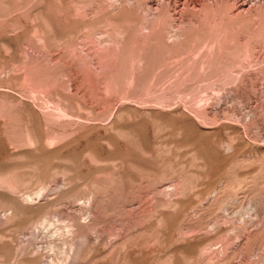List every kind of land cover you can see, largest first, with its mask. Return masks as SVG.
<instances>
[{
	"label": "rangeland",
	"instance_id": "1",
	"mask_svg": "<svg viewBox=\"0 0 264 264\" xmlns=\"http://www.w3.org/2000/svg\"><path fill=\"white\" fill-rule=\"evenodd\" d=\"M0 172V206L49 187L26 220L98 191L77 264H262L264 0H0Z\"/></svg>",
	"mask_w": 264,
	"mask_h": 264
},
{
	"label": "bare ground",
	"instance_id": "2",
	"mask_svg": "<svg viewBox=\"0 0 264 264\" xmlns=\"http://www.w3.org/2000/svg\"><path fill=\"white\" fill-rule=\"evenodd\" d=\"M108 20H109L108 28L110 34L116 33L117 30L120 29V27L121 29L123 28L122 27L123 25L119 27V22L121 19L111 18ZM127 29H123V31ZM117 33L120 34L121 32L118 31ZM119 39L121 41L122 38L120 37ZM8 176L9 177L6 178L10 180V186H16L17 181L15 180L14 171L9 170ZM41 184L44 183L42 182ZM41 187L42 188H40L39 191L36 189L38 192L35 190L37 193L34 191L35 194L34 193L32 194V192L26 193L28 191L26 192L24 191L26 194L23 202H20L21 200L19 201L17 199H10L9 197L4 198L2 196L3 198L1 200L6 202L8 205L6 204L7 207H5V205L0 206L2 207L0 208V221L2 222V220H8L9 225L2 227L0 229V264H77L80 263L81 261L84 260L86 261L89 257L95 254L98 248L104 245L106 241L115 233L114 228L112 226L113 224H111V226H108L106 224L107 222L106 215L104 211L99 208L103 202V199L99 195L98 191H96V189L95 190L93 189L89 191L87 194L81 195L80 197H77L76 194L77 197L76 200L82 202V203L80 202L81 212L78 214L74 213V215H65L60 218L57 215H55L56 214L55 212L50 213L48 209L46 211L44 210V212L38 215V219L36 221L26 220L25 218L27 217L24 215L25 213L23 212L24 208L26 209L32 208L34 205L32 207H29L28 206L29 202L31 201L33 202L35 196L41 195L43 192H45L48 186L47 187L41 186ZM163 187H166V185ZM59 188L60 186L58 185V187H56L54 190L52 189V191H49L48 189V191L52 193L51 194L52 198H50L51 196L47 198H43L44 197L43 195L42 198L45 200V202L46 201L47 203L49 202L48 207L54 205V203H56L57 201L58 202L60 201V203L63 202V198L61 195L62 193H60ZM30 191L31 189L29 190V192ZM22 195L20 196L22 197ZM55 195L58 197L56 198ZM68 199L70 198L68 197ZM4 202L2 203L4 204ZM86 217L88 219L87 222H85ZM28 227L31 229L33 228L30 237L27 239L22 238L24 234V230L27 229ZM42 229L43 231L47 230L59 236V241L54 240V242L53 241L51 242L49 240L51 243L49 242L48 246L47 247L45 246L47 250L53 252L54 255L53 257L48 256L52 258L50 261H44L43 257L40 254H38L39 251L41 252L42 249L40 247H36L37 243L35 244L34 241L32 242V238H34L40 232V230L42 232ZM33 253L37 255L35 256V254ZM28 255L30 256L32 255L34 256V258H30L28 257ZM46 255H49V253ZM120 264H130V263H128V261H124L121 262Z\"/></svg>",
	"mask_w": 264,
	"mask_h": 264
}]
</instances>
